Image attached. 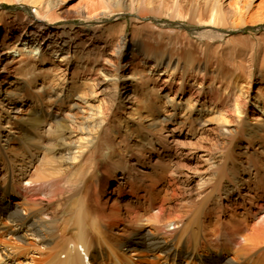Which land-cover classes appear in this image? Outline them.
Listing matches in <instances>:
<instances>
[{
    "label": "bare ground",
    "instance_id": "bare-ground-1",
    "mask_svg": "<svg viewBox=\"0 0 264 264\" xmlns=\"http://www.w3.org/2000/svg\"><path fill=\"white\" fill-rule=\"evenodd\" d=\"M3 1L16 3L21 0ZM33 1L38 3H35L38 5L35 16L30 19L28 25H21L23 30L18 36L13 34L16 28L10 24L5 27L3 21L18 20L19 13L0 12V25L7 30V34L0 41V47L6 45L7 49L0 55L9 56L19 53L20 57L17 61L6 62L1 71L5 74L0 73V77H3L5 84L13 85L9 96L15 98L22 97L27 89H30V84L24 79L21 80L23 71L29 75L35 67H41L44 72L53 71L56 76L59 75V80L64 84L72 74L73 76L67 80L72 82L68 84L71 85V90L65 87V93L57 94L53 89L42 90L43 87L38 89L37 94L38 92L44 94L38 103L39 106L36 107L31 102L27 111L25 110L26 112H23L21 116L16 117L11 124L15 136L8 141L6 147L0 146V154L10 159V153L14 152L18 146L25 145L19 144L20 140L30 139L33 130L38 131L52 116L44 111L42 106L53 111L60 110L64 114L62 117L55 114L52 116L60 130L59 143L50 153L61 156L62 162L58 165L64 169V172L57 173L58 178L38 177L37 179H25L22 182L6 179L0 183V219L7 220L5 227L1 224L3 231L5 230L9 236L16 237L19 241L24 242L30 238L39 245L40 248H37L35 253H38L40 257L32 264H94V262L102 261L104 257L107 258V253H104L105 249L102 248V234L110 239L114 232L122 226L126 235L117 239L114 244L118 248L127 249L132 256H140L143 248L151 252H159V258L171 264H264V178H258V189H253L249 185H234L233 192L228 193L225 199L220 195L223 184L216 183L220 200L219 208L229 211L234 216L240 213L239 210H243L244 215L248 216L246 218L250 216V219L255 220L252 225L243 224V227L238 230V239L231 241L230 246H223L224 243L214 246L210 243L212 239L208 235L200 236L202 238L200 241L196 239L194 245L197 247L192 251L187 249L190 245L189 241H185L183 246L178 248L179 243H175L177 232L169 235L168 232L163 231L165 225L160 224L161 221L157 226L152 224L153 218L160 219L155 214V210L158 209L163 214L165 213L163 203L168 198L167 196L175 195L173 190L170 191L166 185L158 187L154 183L145 181L142 186H138L132 183L131 177L125 174L115 179L110 171L108 182L101 186L98 171L102 166V145H100L102 138L96 140L95 137L96 133L102 132L103 127L112 139L115 135L113 126L121 129V120L126 117L131 119H128L129 122L134 123V117L139 116L138 122L148 123L147 128L160 131L158 127H162L169 121L175 122L176 125L193 124L194 122L200 124L204 120V114L216 110L220 122L223 123L220 124L223 134L228 135L236 131V129L231 131L227 119L238 117L239 125L248 129V141H252L254 136L258 137L259 133L264 132V71L260 72V86L253 98L250 90L253 77L249 75L242 83L239 77L225 66L217 65L215 61L210 62L205 54L210 42L199 45L204 52L200 61L194 53L189 51L185 55L178 52L177 48L166 52L165 47L156 50L144 43H135L131 48L129 47L132 53V64L128 69L127 65H120L118 59H114L121 37H118V44L112 53L113 58H109L105 56L109 46L106 40L109 38L108 31H94L91 37L97 40L96 43L86 44L82 34L77 33L79 30L75 31L65 26L61 20L52 22L54 18L50 0ZM114 2L118 10L137 12L140 9L137 7L140 5L136 0H114ZM251 2L248 0L242 4L237 1L229 11L214 7L211 13H202L200 17L201 20H206L205 22L215 27L227 25L235 28L243 27L256 21L254 14L251 13ZM182 7V0H173L171 15L176 18L181 17ZM158 35L163 38L164 31L159 30ZM70 71H72L71 74ZM11 73L16 74L14 80L10 79ZM91 74L94 76H90ZM84 81L92 83L93 88L89 96L78 95L75 92L76 84L84 83ZM188 86H196L198 90L191 93L187 103V114L183 118L179 109ZM128 88L132 89V95L142 90L140 97L134 95L135 97L131 99L129 112L125 109L126 95L123 94ZM32 90L35 89L29 91ZM164 91L167 92L166 96L161 95ZM89 97H95L94 100L100 101V104L92 105ZM162 97H165V113H162L159 108V101ZM247 102H253V106L257 109L250 110ZM119 110L123 114H118ZM69 124L79 126L80 130L89 137L87 145H84L87 149L95 143L99 146L98 154L87 156L85 159V165L86 163L91 164L85 172L87 177L90 173L88 180L91 179V181L90 183L88 181V184H93L94 188L86 196V209L80 207L78 213H82L83 219L79 218L74 224L73 229L76 231L70 237L71 241L68 239L70 242L65 239L66 234L73 227L71 221L75 218L72 216L74 210L71 211V217L69 221L67 220L63 230H58V222L47 214L52 203L41 194L44 190L50 192L51 195H57L59 192L66 194L59 180L66 177L70 171H74L76 167L73 164L76 143L68 142L74 137ZM124 132L119 144L134 133L132 129H126ZM119 133L121 134L120 131ZM244 153L249 156L247 152ZM8 171L7 168V173ZM53 175L55 174L52 173L50 178ZM85 177L80 176L78 179L76 176L73 184ZM114 180L116 184L113 188L111 182ZM90 214L94 215L93 219L90 218ZM145 221L148 223H144ZM102 223L106 225L105 230H102ZM128 223L133 226H126ZM150 225L153 228H150ZM171 225L176 224L173 222ZM91 237L94 238L91 239ZM233 245L235 248L232 247ZM199 249H208L210 254L201 259L197 256L199 252L196 253ZM232 250L235 258L228 259L227 255ZM13 252L16 253V251Z\"/></svg>",
    "mask_w": 264,
    "mask_h": 264
},
{
    "label": "rangeland",
    "instance_id": "rangeland-1",
    "mask_svg": "<svg viewBox=\"0 0 264 264\" xmlns=\"http://www.w3.org/2000/svg\"><path fill=\"white\" fill-rule=\"evenodd\" d=\"M50 1L54 18H51L52 22L61 20L65 26L71 27L75 31L79 30L77 33L82 34L86 44L96 43L97 40L91 37L94 31H108L109 38L106 40L109 46L105 56L113 58L112 53L118 44V37H121L120 46L117 48L114 59H118L120 65H127L128 69L132 64L130 48L135 43L141 42L156 50L165 47L166 52L177 48L178 52L185 55L189 51L194 53L200 61L204 52L199 45L210 42L205 53L210 62L215 61L214 63L217 65L225 66L235 76H238L242 83L249 75L252 76L253 82L250 90L253 98L260 86V72L264 71V0H250V2L252 1L251 13L254 14L256 21L239 28L229 25L215 27L205 22L206 20H201L200 15L211 13L214 7H221L229 11L237 1L245 4L248 0H182V14L178 18L171 15L173 0H136L140 5L137 6L140 8L137 12L118 10L114 0ZM35 3L33 0H21L16 1V3L0 1V12L19 13L18 20L3 21L5 27L10 24L16 28L13 33L14 36L20 35L23 30L21 25H28L30 19L35 16L38 6L36 5L38 3ZM159 30L164 31L163 38L158 35ZM6 34V28L0 25V41ZM6 49V45L1 46L0 53ZM19 59V53L9 56L1 54L0 73H2L6 62ZM9 64L11 65V63ZM23 73L21 80H26L30 84V89L35 90H32L33 93H31L32 91L27 89L22 97L17 98L9 96L13 85L5 84L3 77H0L1 147H6L8 141L15 136L11 124L16 120V117L26 112L31 102L36 107L39 106L38 103L44 94H40V92L37 94L38 89L41 87H43L42 90L53 89L57 94L65 93L66 88L71 90V85L68 84L72 82L67 80L73 76L72 74L64 84L63 81L59 80V75L56 76L53 71L44 72L41 67L33 68L29 75L25 74V71ZM15 75L12 74L10 79L14 80ZM90 76L94 75L91 74ZM75 88L78 95L89 96L93 86L92 83L84 81V83L76 84ZM197 90L198 87L196 86L186 88V95L182 100L184 104L182 103L179 109L183 118L187 114L188 99L191 93L193 94ZM5 91L8 93H4ZM141 92L142 90H139L132 95V89L128 88L124 91L126 111H130L131 99L135 96L140 97ZM166 94L167 92L164 91L161 95L166 96ZM94 98L89 97V100H91L92 105L98 106L100 101L94 100ZM159 103L161 112L165 113V97H162ZM247 105L250 110L257 109L253 106V102H247ZM42 108L52 116L54 114L61 117L64 115L60 110L53 111L45 108V106ZM118 112L121 115L122 111L119 110ZM52 116L45 121L38 131L33 130L30 139L26 137L27 140H20L19 144L25 145L18 146L14 152L10 153V159H6L2 153L0 154V183L6 179L22 182L25 179H37L38 177L58 178V174L64 172V169L58 165L62 162L61 156L50 153L59 143L58 133L60 131ZM138 117H134V123L129 122L131 119L128 117L121 120L122 131L114 125L113 132L115 135L112 139L109 137V132L105 131L103 127L102 132L96 133V140L102 138L100 143L102 145V166L98 171L100 185L103 186L108 182L109 171L115 176V179L120 178L123 174L131 177L132 183L138 186H142L144 181L154 183L158 187L166 185L170 191L173 190L175 195L167 196L168 198L163 203L164 214L158 209L155 210V214L161 220L153 218L152 224L157 226L161 221L160 224L165 225L163 231L168 232L169 235H172V232H177L175 243H179L178 248H181L185 241H189L190 245L187 249L192 251L197 247L194 245L195 242L202 239L200 236L208 235L212 239L210 242L212 245L224 243L223 246H230L231 241L238 239V230L243 227V224L252 225L255 220L250 219V216L246 218L248 216L244 215L243 210H239L240 213L234 216L229 211L219 208L220 200L217 195L216 183L223 184L220 195L224 199L228 193L233 192V186L236 184L249 185L253 189H258V178H264V132L259 133L258 137L254 136L252 141H248V129L239 125L240 119L238 117H233L227 119V122L231 131L232 129H236V131L228 135L223 134L220 127V124L223 123L220 122L216 110L204 114V120L200 124L194 122L193 124L176 125L175 122L169 121L162 127H158L160 131L147 128L148 123L138 122ZM253 122L255 121L253 120ZM69 127L74 137L68 142L74 141L76 143L75 160L73 161L76 167H74V171H70L66 177L59 180L66 194L59 192L57 195H51L45 190L41 193L45 199L52 203L47 214L54 217L58 222V230H63L71 217V211L74 210L72 216L75 218L71 221L73 227L70 228L65 239L68 242L71 241L70 237L76 231L73 229L74 224L79 218L83 219L82 213H78L80 207L86 209V196L94 188L93 184H88V181L89 183L91 181V179L88 180L90 173L87 177L85 172L91 164L86 163L85 165V159L87 156L98 154L99 151L98 143L93 144L88 149L84 146L87 145L89 137L80 130L79 126L69 124ZM126 129H132L134 133L130 137L127 136L119 144ZM244 152H247L249 156ZM7 168L9 169L8 173ZM52 173L55 175L50 178ZM76 176L78 179L80 176L86 177L73 184ZM115 184V180L111 182L113 188ZM90 218L93 219L94 215L90 214ZM6 222L5 218L0 219V264H32L33 261L39 259V254L35 253V250L40 248L39 245L30 238L22 242L16 237L9 236L2 229ZM173 222H175V226L171 225ZM144 223H148V221ZM102 225V230H105L106 225L103 223ZM130 225L131 223H128L126 226ZM150 226L153 228L152 225ZM124 235L126 234L123 226L116 230L110 239L102 234V248L105 249L104 253H107V258L104 257L103 262L98 261L94 264H171L164 262L163 258H159V252H151L142 248L140 256H132L127 249L118 248L114 243ZM93 238L91 237V239ZM222 245L219 246L222 247ZM202 247L205 248L203 244ZM232 247L235 248L234 245ZM197 252H199L197 256L201 259L210 254L208 249H199ZM227 258H235L233 250L229 252Z\"/></svg>",
    "mask_w": 264,
    "mask_h": 264
}]
</instances>
